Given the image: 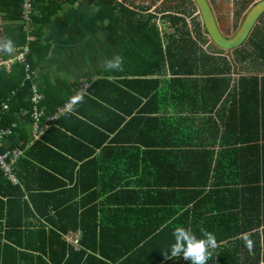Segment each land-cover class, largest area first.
<instances>
[{"label": "trees", "instance_id": "16d2710c", "mask_svg": "<svg viewBox=\"0 0 264 264\" xmlns=\"http://www.w3.org/2000/svg\"><path fill=\"white\" fill-rule=\"evenodd\" d=\"M37 1L31 35L17 24L6 32V41L15 47L28 44L32 70L33 57L42 61L47 55L39 37L54 13H43ZM95 3V20L106 23L121 60L114 73L118 78L89 80L71 112L60 115L38 140H30L29 114L19 120L23 109H31L33 80L24 79L20 63L8 69L0 65V108L8 103L0 125L18 124L1 150L27 146L13 166L18 184L0 170V264H181L182 257L167 258L177 227L198 238L214 234L217 247L207 264H238L236 240L256 230L252 212L264 205V73L251 69L239 75L220 111V133L214 126L195 125L189 115L149 112L160 110L159 105L151 108L155 100L163 101L165 110L175 104L189 113L211 112L230 87V77L209 75L216 69L205 68L209 59L203 52L200 60L192 57L194 49L184 57L185 46L196 44L189 32L171 36L163 46L152 15L135 19L133 10L115 0ZM8 5L12 12L4 17L21 21V0ZM182 21L173 15L170 24L177 30ZM237 51L241 61L254 58L253 63L264 64V26L251 33L247 48ZM196 61L202 76H187L196 73ZM165 63L172 77L152 78ZM103 82L119 90L122 107L101 90ZM81 84L58 83L44 91L41 123ZM141 97L147 101L137 108ZM93 106L99 112H89ZM94 114L105 118L100 125ZM77 228L81 235L74 249L62 235ZM227 241L234 245L220 246Z\"/></svg>", "mask_w": 264, "mask_h": 264}, {"label": "crops", "instance_id": "0c3cea01", "mask_svg": "<svg viewBox=\"0 0 264 264\" xmlns=\"http://www.w3.org/2000/svg\"><path fill=\"white\" fill-rule=\"evenodd\" d=\"M8 1L9 0H0V6L2 8V10L0 9L1 10L0 11V45H3V43L6 42V35H7L6 32L9 33V31H11L10 29L13 26H16V24L21 25V21L15 23L12 20L4 17V15L6 14L10 15L12 12V7L8 5ZM39 1L40 2L37 1L38 4H40L38 5V8L43 9L42 10L43 13L48 10L54 11V13H52L50 16L49 21L43 25L41 29V35L39 37V41L41 42V44H43L44 46H48L47 55L44 57L42 61H38L35 57H33L34 77L32 83H34L38 88L39 92L42 95V99L44 98V91H48L51 88L58 86V83H63L65 85H73V84H81V83L83 84L82 81L85 82L87 78L88 80L86 82H88L89 80L96 81L99 78H108L109 82H113L116 78H118V76H115L116 74H114L117 72L118 69L117 68L110 69L107 66L110 61H114L116 58H118V54L115 50V45L113 44V42H111V40L107 36L106 23L105 22L101 23L100 21L95 20L97 10L99 9L97 4L95 3L96 0H39ZM115 1L120 4H124L125 2L124 5L127 8L133 10V12H135V19L141 16H145V17L149 16V14H146L144 12L147 11L148 9L144 11H142L143 9L141 11L139 10V6H138L139 1H134V0H115ZM213 1L216 0H209L210 4ZM220 1L224 2V0H220ZM258 1L259 0H226V2L228 3L226 8V13L228 14L227 17H230V19L226 21V25L224 29L228 30L231 26L233 27L234 16L236 13L241 14L242 18L239 20V22H241L246 11ZM164 2L165 0H159L157 4L155 5L153 4L150 8L155 10L157 8H164L165 7L163 5ZM188 3L191 9L196 11V6L193 3V1L189 0ZM173 9H175L176 12H173L172 9H167L161 13H156L155 11H153L151 12L150 15H152L153 21H155L157 26H158V21L160 19V21H166L163 22V24H167L169 25V27L176 29V27H173L170 24L171 18L173 17V15L180 16L181 18L184 15L183 13H181L180 8H176L174 6ZM158 14H161L162 16H160V18L154 16ZM215 18L221 32L226 36H231V35H227V33H224L225 31L220 27L216 15ZM199 22L201 23L202 26V28L199 29L200 32L199 38L195 37L194 33H192L193 35H191L190 33L191 38L196 42V44H194L193 46V49L195 50L193 53L194 55L193 58L197 57L198 59H201L200 55L202 54V52L205 53L206 56H208L209 60L205 63V68L211 69L210 67H212L216 69V71H212L211 69L210 72H215V73L209 75L215 77H225V76L229 77V74L232 73V71L238 70L239 68H241L244 71V73L239 71V74H237L238 77L241 74H245V73L247 74L248 72L251 71V69H256L257 72L264 73V64L259 62L258 64L253 63L254 58L252 59L249 58L245 61H241L238 59L239 51L237 50L248 47L249 37L245 41V44L247 43L246 46L242 45L236 48L237 50L235 49L231 51L223 50L221 48H218L215 44H213L210 41V39L203 30L201 19ZM181 24H184V22L182 21L177 25L180 26ZM239 25L240 23L236 26L235 29H237ZM261 26H264V24L261 25L260 23L256 24L255 27L252 29L251 33L256 28ZM159 33L162 38L163 46H165L166 42L171 39V36L177 38L180 36L179 33L172 34L169 32H166L168 34H166V36H163L161 30H159ZM207 41L208 43H211L216 47L215 49L218 50L217 53L220 56L214 55L215 52H209L208 49L206 51L205 49H203L201 46L198 45V43H207ZM18 51H19V46L15 47L12 53H7L2 49H0V65L1 64L5 65V67L8 69L12 64H7L6 61L15 57ZM165 66L166 67L164 68V70H162L158 74L152 75L151 77L152 78L158 77L162 80L171 78L172 73L171 71L168 72L169 68L168 65H166V63ZM186 66H188V64ZM192 67L194 70L197 67L196 73L194 72L195 74H188L187 76H194L197 78L201 77L202 75L198 74L201 73V66L199 61L193 62ZM126 78L131 79L133 77H126ZM100 85L102 91L105 90L108 91L107 96L111 102L121 107L123 106V100L119 96L120 92L117 88L113 87L112 84L106 82H103ZM117 85L119 87H123L131 91V89H129L126 85H122L119 83H117ZM141 85L145 88L147 87V85L144 84L143 82H141ZM161 88H162V83L158 85V90ZM79 91H80V87L73 91L71 98L67 100L71 102L70 108L66 111H63L60 115L66 112H71L72 105L77 101H79L81 97ZM231 92L232 89L229 87L227 89V92L224 94V96L220 99L218 104H216L214 110H212L211 112L189 113L186 110H182L180 106L176 107L175 104H173L172 108L165 110L163 109V101L158 102V100H155L151 104V108L154 109L160 106L161 107L160 110H151L149 112H168L170 114L189 115L194 118L195 125L203 126V124H207L209 126H214L216 127L217 132L219 131L218 133H220L221 130H223L222 122L224 120V116L222 118L220 111H223L222 107L224 105L225 97H229V94H231ZM141 98L142 101L140 104L137 105V108H139L140 105L143 103L145 105V102L147 101L146 99L147 97H141ZM97 101L105 102L101 99H97ZM85 103L86 102H84L82 106V110L86 109ZM96 104L100 107L98 103ZM98 109L99 108L97 106H93L91 107V110L89 112H99ZM133 112H139V111L138 109H135ZM102 117L103 116H101L100 114L97 115L94 114L93 119L96 124L100 125L99 123H102V120L105 119L104 117L103 118ZM24 118L25 117L22 116L20 112L19 120L21 123ZM95 126L100 130L105 131L101 126H97V125ZM31 132H32V126H31ZM30 140H33V138H31ZM218 147L219 144L216 142V144L214 145V149H217ZM26 148L27 146H25V149ZM25 149H22L23 153L19 157H21L24 154ZM13 175L15 176L14 172ZM7 178L13 184L19 183L16 176H15V181H12L8 176ZM20 186L23 188L21 184ZM252 214L257 215L256 220L254 219L252 221V226H251L256 230L247 231L243 233L236 240L239 242L235 241L238 249V264H264V205L261 203L260 206L257 207V210L255 212L253 211ZM244 223H246L247 225L249 224L248 221ZM69 231L80 232V229L79 228H77L76 230L70 229L67 232ZM251 234L252 236H250ZM245 236H247L248 240L251 241V247H249L247 242L245 241L244 239ZM223 243H225V245L222 246H226V247L234 245V241H227ZM67 245L74 247V249H78L79 247V246H74L70 243H68ZM212 252L213 251H211V253ZM208 261H211V256ZM181 264H185V260L183 259V257L181 258Z\"/></svg>", "mask_w": 264, "mask_h": 264}, {"label": "built area", "instance_id": "2783aa9c", "mask_svg": "<svg viewBox=\"0 0 264 264\" xmlns=\"http://www.w3.org/2000/svg\"><path fill=\"white\" fill-rule=\"evenodd\" d=\"M34 0H21V25L22 30L27 34V36L31 35L33 30V14H34ZM29 53L28 44H24L20 47L18 53L14 58H11L6 61L7 64H13L15 62L20 63L24 66V79L25 80H33L34 74L31 69L30 64L27 61V55ZM238 79V78H237ZM236 80L233 81L231 87L236 83ZM89 83L84 82L80 87L79 93L82 94L85 89L88 87ZM13 93V92H12ZM42 99V95L39 92L38 88L34 83H32L30 92H29V102L31 104V109L28 112L23 109L21 112L22 116H25L27 113L29 114L32 120V138L33 140L38 139L40 135L44 132V130L50 126L59 115L70 108L71 102L67 101L63 105L59 106L56 111L47 116L45 121L41 123V119L43 117V110L40 109L39 104ZM8 110V103L6 101L1 103L0 108V122L1 115L4 111ZM17 127L16 122H11L10 125L3 126L0 125V170L8 176L12 181H15V176L13 175V166L18 159V157L23 153V150L18 147H6L1 150L4 145V141L13 133V130ZM62 237L70 244L74 246H79L80 232H66L62 235Z\"/></svg>", "mask_w": 264, "mask_h": 264}, {"label": "rangeland", "instance_id": "374dc122", "mask_svg": "<svg viewBox=\"0 0 264 264\" xmlns=\"http://www.w3.org/2000/svg\"><path fill=\"white\" fill-rule=\"evenodd\" d=\"M134 1H139L138 6H139L140 11L142 9H143L142 11L148 9L147 11H144L146 14H151V12H153V11H155L156 13H161L167 9H172L173 12H176V10L173 9V7L175 6L176 8H180L181 13H183V15H184L182 17L184 24H181L178 29H181L183 31H180V30L177 31L178 29L175 30L174 28L169 27V25L163 24V22H166V21H160V19L158 21V26H157L158 29L161 30L163 36H166V34H168L166 32H169L172 34H176V33L182 34V33H184V31H187V32L191 33V35H193L192 33H194L195 37L199 38V35H200L199 29L202 28L201 23L199 22L201 18L199 17V13H197V8L195 11V10H192L191 7L189 6V3H188L189 0H165V2L163 3V5L165 7L164 8H157L156 10L151 9L150 7L153 4L154 5L157 4V2L159 0H134ZM227 4L228 3L226 2V0H224V2H221L220 0H216V1H213L211 3V6H212V9H213L217 19H218L220 27L225 31L224 33H227V35H232L235 32V30H236L235 28L240 23L239 20L242 17H241V14L236 13L234 16L233 27L231 26L228 30L224 29L225 25H226V21L230 19V17H227L228 14L226 13ZM150 10H152V11H150ZM154 16L160 18V16H162V15L158 14V15H154ZM156 22H157V20H156ZM259 23H260V25L264 24V16L260 19ZM167 42H169V41H167ZM167 42H166V44H167ZM246 44L244 43L243 46H246ZM187 45L185 46V50L183 51L184 57H186V55L193 50V44L190 43L188 46ZM198 45L201 46L206 51L208 49L209 52H215L216 54L214 53V55L220 56L217 53L218 50L215 49L216 47L213 44L208 43V41H207V43H198ZM207 45H208V47H207ZM193 56L194 55L192 54V57ZM170 71L171 70L169 69L168 72H170ZM239 71L244 73V71L241 68H239L238 70H234V71H232V73L229 74L230 88H231L233 81L238 78L237 74H239ZM198 74L202 75L201 73H198ZM192 77H194V76H192ZM222 245H225V243H220V246H222Z\"/></svg>", "mask_w": 264, "mask_h": 264}, {"label": "water", "instance_id": "95a60500", "mask_svg": "<svg viewBox=\"0 0 264 264\" xmlns=\"http://www.w3.org/2000/svg\"><path fill=\"white\" fill-rule=\"evenodd\" d=\"M201 18L203 30L218 48L231 51L242 46L249 37L252 29L259 24L264 16V0H259L245 13L239 27L231 36L224 35L216 21L209 0H192Z\"/></svg>", "mask_w": 264, "mask_h": 264}, {"label": "clouds", "instance_id": "9594fccd", "mask_svg": "<svg viewBox=\"0 0 264 264\" xmlns=\"http://www.w3.org/2000/svg\"><path fill=\"white\" fill-rule=\"evenodd\" d=\"M14 44L8 40L0 45V49L7 53L14 51ZM121 60L116 58L108 63V68H119ZM174 242L170 245V255L167 258L183 257L189 264H206L211 256V250L217 247L214 234L205 232L202 238H198L193 232L184 227H177L173 232ZM248 246L251 247V241L247 236L244 237Z\"/></svg>", "mask_w": 264, "mask_h": 264}, {"label": "flooded vegetation", "instance_id": "af4514ba", "mask_svg": "<svg viewBox=\"0 0 264 264\" xmlns=\"http://www.w3.org/2000/svg\"><path fill=\"white\" fill-rule=\"evenodd\" d=\"M124 4H125V2H124Z\"/></svg>", "mask_w": 264, "mask_h": 264}]
</instances>
